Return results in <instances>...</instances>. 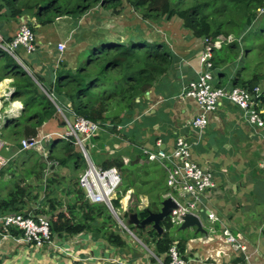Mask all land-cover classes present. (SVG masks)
<instances>
[{"label":"trees","instance_id":"16d2710c","mask_svg":"<svg viewBox=\"0 0 264 264\" xmlns=\"http://www.w3.org/2000/svg\"><path fill=\"white\" fill-rule=\"evenodd\" d=\"M128 2L136 11H140L145 20L160 22L178 17L181 19V26L195 37L207 38L212 42L221 40V45L213 48V72L219 69V74L225 75L230 67L236 72L229 79L230 86H242L251 91L260 86V80L264 77V0ZM121 3L122 0H0V7L6 8L11 17L31 14L28 23L36 31L32 17L37 20L35 24L46 25L62 16L79 17L99 4L116 7ZM11 38L5 40L0 37V43ZM176 60V54L163 40L147 39L142 34L132 35L128 40H108L102 37L81 49L74 64L63 62L56 70L53 69L52 76L49 77L48 74L36 72L32 66V73H29L13 55L0 48V79L13 78V98L21 99L23 103L21 114L6 122L5 129L8 132L4 138L12 140L19 147L23 138L38 135L41 126L58 113V106L49 95L54 97L66 116L76 114L101 123L110 122L114 125L111 130L118 133V124L128 123L137 110H142L146 92L168 73ZM260 100L263 106L264 91ZM61 141L63 145L59 146ZM51 143L48 162L40 156L31 168L25 167L24 176H19L20 179L15 171L11 172L12 185L6 198L0 199V212L27 214L30 208L32 214L46 212L45 209L31 206L30 202L39 201L40 195L33 194L35 187L32 189L26 182L27 179L42 176L51 167L50 162L66 166L71 158H75L76 168L86 167V160L78 152L73 138L54 140ZM142 159L145 160L144 163H141ZM102 166H116L123 174L125 189L124 193H118L119 190L116 192L113 199L115 209L120 207L126 192L137 185L138 190H134L130 198L136 196L139 199L142 193H147L150 201L142 209L139 205L130 207L129 212H137L140 219H144L151 212L161 210L162 202L170 189L163 180L165 171L159 162L150 161L147 154L142 153L127 164L122 157L117 156L104 162ZM5 171L6 168H0V176ZM131 176L132 180L129 179ZM56 181L55 178L49 179L51 187ZM78 184L77 182L73 192L77 203L75 205L69 201L66 209H63V200L57 203L48 198L53 236L63 233L75 235L93 229L108 242L125 246L126 240L113 229L118 223L113 220L108 206L87 200ZM48 189L51 191V188ZM58 193L59 191L54 194L57 201ZM76 207L81 211L78 213L80 218L76 214ZM161 225L165 228L162 233L150 224L139 227L137 235L148 244L154 243L157 254H165V261L169 264L168 254L174 242H179L178 247L184 253L188 239H177L170 234L173 224L168 217ZM148 226H152L151 237L145 236ZM11 233L19 235L20 231L12 229Z\"/></svg>","mask_w":264,"mask_h":264},{"label":"crops","instance_id":"0c3cea01","mask_svg":"<svg viewBox=\"0 0 264 264\" xmlns=\"http://www.w3.org/2000/svg\"><path fill=\"white\" fill-rule=\"evenodd\" d=\"M28 16L26 14V17ZM14 18H19L21 22L23 20L21 17H11L6 8L0 7V37L5 40L16 33L12 28H15L17 23L9 24L11 23L9 19ZM181 29L185 28L181 27ZM78 40L79 38L75 41ZM166 43L176 54L177 60L168 73L148 91L149 93L145 94L142 110H137L131 121L118 124V133L111 130L113 123L106 122L105 130L96 135L93 139L95 146L97 145L103 155L109 156L101 159L102 162L98 165H103L104 162L111 161L117 156L124 158L127 164L130 160L145 153L146 148L156 150L158 141H161L162 147L171 150L178 135L188 137L193 143V158L212 172L216 182V187L205 193L203 204L198 211L206 232H197L196 227L192 226L181 228V224L172 222L171 213L168 216L173 227L178 226V230H188L198 234L183 238L176 237L181 240L188 239L184 252L189 264H245V256L242 258L234 254L221 241L224 240L223 231L227 227L239 235L240 241L247 246L251 261L254 264H264V127L260 128L250 124L238 106L223 101L215 111L209 114V123L204 132L200 134L198 129L192 125L193 117L199 112V106L196 100L188 97L184 91L186 86L192 80H196L204 69L200 59L204 49V40L195 37L188 30H183L177 35H171ZM33 62L32 67L34 66L36 72L43 69L40 65L41 61ZM70 63L73 64L72 61ZM227 72L229 79L236 75L235 70L230 67ZM219 76L224 75L219 74ZM12 83L13 78L11 77L0 79L1 121L5 118L19 116L23 109V103L13 98V93L10 96L7 95L10 90H15ZM230 84L227 82L223 85L229 86ZM262 109L264 110V105ZM51 121L52 119L41 126L39 134L46 135L51 132ZM3 125L0 129L2 136L6 123ZM6 140L11 143L10 140ZM42 156L48 162L47 156L44 154ZM54 169V166H49L44 171L46 182L52 179L48 178L49 174L54 176L57 173L60 174L61 170ZM164 171L163 180L167 183V173L165 169ZM8 172L6 169L4 175L0 176V199L6 198L4 194L6 186L1 183H7L12 177V174ZM82 172L80 171L78 176ZM62 173L65 177V172ZM58 185L56 184V190H63V201L65 202L63 209H66L69 201L74 205L77 204L73 193L74 181L70 184L65 177L63 186ZM132 191L134 187L126 192L116 212L124 206L122 200L126 196L129 199V192L132 193ZM140 196L142 202L139 208L142 209L148 206L150 197L147 193H142ZM31 206L36 209L42 207L41 197L38 202L33 200ZM75 210L77 215L81 212L78 207ZM211 212L216 213L219 221L215 223L214 241L208 242L204 236L210 234L209 227L213 226L209 218ZM1 214L5 213L0 212ZM78 218H80L79 215ZM138 218L140 219L139 216ZM113 229L123 236V226L122 228L116 226ZM146 229L145 236L149 237ZM134 232L137 233V230ZM136 236L142 240L138 235ZM123 238L127 242L126 245L118 246L108 242L99 232L87 229L75 235L67 233L55 235L53 240L57 243L56 246L45 245L35 250L12 236H0V264H167L166 255L157 254L154 243L148 244L142 240L141 244L144 248H138L137 245L133 246L125 236ZM199 238H202L201 242ZM175 242L178 245L179 242ZM194 243L202 245V249L195 248ZM221 249L225 252H220Z\"/></svg>","mask_w":264,"mask_h":264},{"label":"built area","instance_id":"2783aa9c","mask_svg":"<svg viewBox=\"0 0 264 264\" xmlns=\"http://www.w3.org/2000/svg\"><path fill=\"white\" fill-rule=\"evenodd\" d=\"M22 21L23 23L16 35L10 41L0 43V48L17 59L16 49L23 47L27 53H32L37 46L34 30L25 18ZM203 40L204 49L200 59L204 69L196 80H192L186 86L184 91V94L195 99L199 106V112L193 117L192 125L202 134L209 123V114L215 111L223 101H227L238 106L243 111L247 122L263 128L264 111L260 100L262 96L261 88L257 86L254 91H251L242 86L215 84L212 61L213 48L220 46L222 41L216 40L212 42L207 38ZM66 46L65 41L58 43L60 53L65 51ZM12 93L13 90H10L7 95L10 96ZM73 116L75 117L74 122L57 139L73 138L74 144L83 153L87 167L80 173L78 183L84 191L87 200L106 204L111 210L115 211L113 199L123 183V174L116 166L103 167L95 164L89 152L90 146H95L93 139L100 131L105 130L106 127L104 128V125L107 126V124L106 122L101 123L76 114H73ZM2 137L0 131V168L6 167L11 160V157L3 154L4 148L12 146L11 143H8ZM46 139L50 140V143L53 141L51 133L23 138L20 149L39 148L42 146V141ZM156 145V150L146 148L144 152L150 161L159 162L166 170L167 186L170 190L165 197H172L179 206L169 216L172 222L180 225L184 221L183 216L187 213L198 215L205 193L212 190L216 186V182L212 172L193 158V143L188 137L178 135L171 150L162 147L161 141H158ZM44 156L48 158L45 152ZM49 164L55 166L57 163L50 162ZM209 218L213 226L209 227L210 234L204 236V238L206 241L211 242L214 241L215 223L219 221V217L215 212H211L209 213ZM51 225V217L45 214L9 212L0 215V236H12L19 242L30 245L35 250L43 248L45 245L56 246L57 243L53 240ZM12 229L19 230V235H13L11 233ZM223 236L224 240L221 241L226 244L228 250L241 251L245 256V264H254L249 257L250 254L247 252V246L240 241L239 235H236L227 227L224 228ZM199 241L201 242L202 238H199ZM220 252L225 251L221 249ZM169 257V264H189L185 253H181L177 242H174L171 246Z\"/></svg>","mask_w":264,"mask_h":264},{"label":"rangeland","instance_id":"374dc122","mask_svg":"<svg viewBox=\"0 0 264 264\" xmlns=\"http://www.w3.org/2000/svg\"><path fill=\"white\" fill-rule=\"evenodd\" d=\"M28 17L23 16L21 17V19L25 18L28 21L29 20ZM9 20L11 21V23L9 22V24L17 23L15 25V28L14 27L12 28L15 29L14 31L17 33L23 21L21 22L19 18H14ZM32 20L34 22L33 23L34 27L37 29L36 31H34L37 39L36 49L33 51L32 54H29L26 52V50L23 47H20L16 49V53L18 54V59L16 57L15 58L21 65H24V68L27 69L29 73H32L31 66L34 64L33 61L35 60L41 61L40 65L43 66L42 67L43 69L41 70L38 68L39 69L38 72L43 73L45 75L48 74L49 77L52 76L53 69L56 70L60 66V64H63V62L67 63L72 61V63L74 64L82 48L102 37L108 40H117V39L128 40V38L132 35L135 36L137 34H142V36L146 37L147 39H158L166 42V40L169 39L171 35H175V34L177 35L179 32L186 30V29H181L182 27L181 19L178 17L173 18L171 21H160V22H152L143 19V16L140 13V11H136L133 8V6L130 5L128 0H122V3L117 5L116 7H114L113 5L107 7L99 4L79 17L62 16L55 19L52 23L46 25H39L38 23L35 24V22H37V20H35V17H32ZM76 38H79V40L75 41ZM63 40H66L65 42L67 46L65 51L63 53H60L58 43ZM252 71L253 68L251 69V72ZM262 72L264 73V67L262 69ZM219 73H220L219 69L214 70L215 84L219 82H222L223 84L229 82L228 72H226L224 76H219ZM260 86L259 87L261 88L263 93L264 77L261 78L260 80ZM49 97L52 98L54 103L58 106V113L54 118H52V121L50 123L52 125L50 127L51 137L53 138V141L54 140L58 141L59 139L57 138L61 137L62 134L66 132L67 128L74 122L75 117L73 115L66 116V114L63 112V109L59 107V105L56 103L54 97L52 95ZM17 100H20L22 102L21 99L17 98ZM8 119L10 118H5V120L3 121H1L0 119V129L3 128L4 126L3 124L6 123ZM6 132L8 131L3 129L4 137ZM60 134L61 136H59ZM10 142L13 144V146L6 147L3 150V154L5 156L11 157L9 164L5 168L9 171L8 173H11L10 171H15L17 173L16 176H18V179L24 176L25 167L31 168L35 164L36 160H39L40 156L44 154V152H46L48 156L50 155L49 145H51L52 143H50V140L48 139L42 141L44 147L40 146L39 148H30L27 150H21L20 146L18 147L12 140H10ZM62 145L63 142L61 141L59 143V146ZM77 150L83 156L81 150H79L78 148ZM27 151H31V152L28 153ZM89 152L91 154L92 160L97 165L100 164V162H102L103 159L109 157L107 156V154L103 155L101 151L98 150L97 145L93 147L90 146ZM74 159L75 158H71V160L68 162L66 166H61L58 163H57L58 165L56 164L55 166L50 164L51 166L57 167L58 170H61L60 174L57 173L56 176L49 174L50 176L48 178L54 177L57 180L53 185V187H51L48 181L46 182V177L45 175H43L44 172L42 176L38 175V177L36 176L35 178L34 177L29 178L26 181L31 186V188L35 187V189H33L34 193H39L41 197V203H43V206L40 207L39 209L41 210L45 209L46 212H42L39 214H45L50 217L52 216L51 212L49 211L50 209L47 205L49 202L48 198H51L54 202L57 203L64 199L63 191L56 190L57 187L56 184L63 186V179H65V177L66 180L70 182V184L71 181H74V187H76V183L78 182L77 180L79 177L78 173L80 171H84L85 168L87 167V164L86 167L84 166L81 168H76L74 165L75 162ZM23 161H26V163L23 164L24 163ZM144 162L145 160L142 161L141 163ZM63 171L66 174L64 175L65 177H63V173H62ZM129 179L132 180L133 176L129 177ZM1 185L6 186L4 187V194L7 195L8 191L11 188L10 186L12 185L11 180L7 181V183H1ZM48 188H51V191ZM124 189H125V185L124 183H122L118 193L119 192L124 193ZM134 190L135 191L138 190L137 185H135ZM57 191H59L58 201L54 197V194ZM129 194L130 196H132L131 195L132 193L129 192ZM128 198L129 199H127L126 196V198L122 200V203L124 204L123 206L124 208L122 207L121 209L117 210V214L119 215V217L121 216V219H119L117 214H115L113 210H111L108 207L109 213L112 215L113 220H115L118 223V228L119 227L122 228V226L124 227L123 236H125L133 246L137 245L138 248H144V246L141 244L142 240H139L138 237L136 236L138 233L134 232V230L135 231L138 230V228H136L137 225L133 223L136 213L129 212L130 210L128 209V200L130 202L129 204V208H130V207H135L136 205H140L142 199L141 196L139 199L136 196H134V198L132 199L130 197ZM36 201L38 202V200ZM30 203L33 204V202ZM151 228L152 226H148V228L146 229V233L148 234L149 237H151L150 236ZM178 228H179L178 226H174L170 229V233L172 236L177 238H183L184 236L187 237L188 235H192V236L195 235V232H190L188 230L181 231L178 230ZM193 246L197 249L199 248V250H201L203 247L202 245L197 243H194ZM232 252L244 258V254L241 251L232 250Z\"/></svg>","mask_w":264,"mask_h":264},{"label":"water","instance_id":"95a60500","mask_svg":"<svg viewBox=\"0 0 264 264\" xmlns=\"http://www.w3.org/2000/svg\"><path fill=\"white\" fill-rule=\"evenodd\" d=\"M147 93H149V92L147 91L146 94ZM178 207L179 206H178L177 202L172 197L165 198V200H163V202H162V207H161V210L159 212H151L144 219H139L137 217L138 213L135 212L136 214H135V218H134L133 223H135L137 226H140V227H145L146 225L152 224L153 227L156 228L159 233H162L164 231V228L161 225V222L164 221L169 216V214L174 209H177ZM31 211H32V208L27 210V213H31ZM113 212L115 214H117L116 210ZM117 216L119 219H121L118 214H117ZM183 219H184V221L181 224V228L192 226V227H196L197 232H202V233L206 232V229L203 226L199 215H196L193 213H187L186 215L183 216Z\"/></svg>","mask_w":264,"mask_h":264},{"label":"clouds","instance_id":"9594fccd","mask_svg":"<svg viewBox=\"0 0 264 264\" xmlns=\"http://www.w3.org/2000/svg\"><path fill=\"white\" fill-rule=\"evenodd\" d=\"M26 70H27V69H26ZM4 168H5V167H4ZM215 187H216V186H215ZM215 187H214V188H215Z\"/></svg>","mask_w":264,"mask_h":264}]
</instances>
